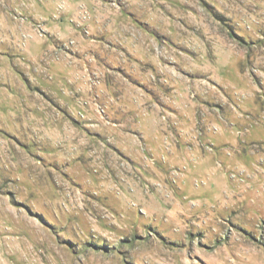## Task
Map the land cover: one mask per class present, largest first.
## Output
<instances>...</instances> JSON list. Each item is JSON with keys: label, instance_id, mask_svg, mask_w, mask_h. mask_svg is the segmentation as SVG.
Segmentation results:
<instances>
[{"label": "rangeland", "instance_id": "374dc122", "mask_svg": "<svg viewBox=\"0 0 264 264\" xmlns=\"http://www.w3.org/2000/svg\"><path fill=\"white\" fill-rule=\"evenodd\" d=\"M0 264H264V0H0Z\"/></svg>", "mask_w": 264, "mask_h": 264}, {"label": "crops", "instance_id": "0c3cea01", "mask_svg": "<svg viewBox=\"0 0 264 264\" xmlns=\"http://www.w3.org/2000/svg\"><path fill=\"white\" fill-rule=\"evenodd\" d=\"M130 20H132L131 18H127L126 17V23L121 25L122 28H117V26H112V29H110V31H108V37L106 39L107 44L110 47L114 46H122L124 53H126L129 57H132L131 55L134 53L135 55H137V53L142 52L143 51V47L144 46H148L147 42H146V38H144L145 35V31L144 35L139 33V45L138 42L136 44H134V29L132 24L130 23ZM133 21V20H132ZM111 26V25H110ZM139 28H141V26H138ZM142 29V28H141ZM128 30H131L132 32H128ZM139 32V30H137ZM142 35V36H141ZM136 39V38H135ZM145 39V42H144ZM109 41H112L114 44L113 46L109 43ZM147 43V44H146ZM145 44V45H144ZM131 52V53H130ZM133 58V57H132ZM117 57H114L113 59L107 60L104 62V68H100L99 67H103L100 64L96 67V69L98 70H93L96 73H99L98 71H102L103 74L101 76V74H99L100 77H105L107 83L104 85V91L107 94V96L110 98V100H113V98L115 99V101H119L120 99H123L124 96L132 95L134 91H137L138 94L140 95V97H143V93L142 90L146 93L151 92V91H147L145 89L142 88L141 85H136L134 82L127 80V79H121L119 76V71L121 67L127 65H130L131 61H117ZM138 62V61H137ZM106 68V69H105ZM113 70L115 71V73L113 72ZM118 72V73H117ZM87 87V86H86ZM94 95H100L99 91H97V89L94 86ZM102 93V92H101ZM89 95V94H87ZM146 98H140L141 101L145 100ZM100 100V99H99ZM135 103H139L138 101ZM128 105H125L124 109L127 108ZM147 104L145 102H143L142 104L139 105L138 109H144L147 110ZM128 110V109H127ZM138 110V111H139ZM115 114H122L124 115L125 112H123L122 110L116 111ZM115 124H117L115 122Z\"/></svg>", "mask_w": 264, "mask_h": 264}]
</instances>
